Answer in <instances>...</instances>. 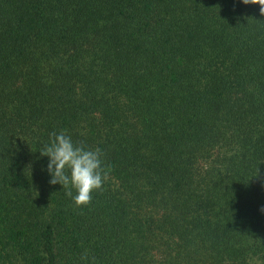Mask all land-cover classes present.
<instances>
[{"label":"trees","instance_id":"trees-1","mask_svg":"<svg viewBox=\"0 0 264 264\" xmlns=\"http://www.w3.org/2000/svg\"><path fill=\"white\" fill-rule=\"evenodd\" d=\"M61 130L111 165L82 209ZM261 208L259 5L0 0V264H264Z\"/></svg>","mask_w":264,"mask_h":264},{"label":"clouds","instance_id":"clouds-1","mask_svg":"<svg viewBox=\"0 0 264 264\" xmlns=\"http://www.w3.org/2000/svg\"><path fill=\"white\" fill-rule=\"evenodd\" d=\"M245 5L257 4L264 15V0H241ZM49 158L47 171L51 176L50 184H60L65 189L74 206L84 208L91 204L93 192L103 191L111 173V165L103 159L100 148H86L83 142L74 144L64 130L50 134V143L40 151ZM73 190L75 195H73ZM264 212V208H261ZM84 264H95V257L89 256L85 249L80 256Z\"/></svg>","mask_w":264,"mask_h":264}]
</instances>
